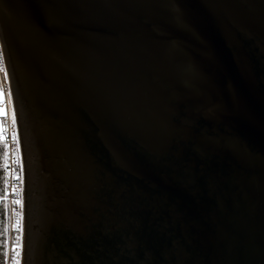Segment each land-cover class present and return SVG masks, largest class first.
<instances>
[{
    "label": "water",
    "instance_id": "obj_1",
    "mask_svg": "<svg viewBox=\"0 0 264 264\" xmlns=\"http://www.w3.org/2000/svg\"><path fill=\"white\" fill-rule=\"evenodd\" d=\"M20 264H264V0H0Z\"/></svg>",
    "mask_w": 264,
    "mask_h": 264
},
{
    "label": "trees",
    "instance_id": "obj_2",
    "mask_svg": "<svg viewBox=\"0 0 264 264\" xmlns=\"http://www.w3.org/2000/svg\"><path fill=\"white\" fill-rule=\"evenodd\" d=\"M0 101L2 95V81L0 78ZM5 117L0 111V130ZM7 149L6 141L0 138V264H20L21 257V196L17 197V206L13 207L7 198Z\"/></svg>",
    "mask_w": 264,
    "mask_h": 264
},
{
    "label": "built area",
    "instance_id": "obj_3",
    "mask_svg": "<svg viewBox=\"0 0 264 264\" xmlns=\"http://www.w3.org/2000/svg\"><path fill=\"white\" fill-rule=\"evenodd\" d=\"M0 78L2 81V95L0 110L4 112L5 122L0 130V138L6 141L7 149V198L12 208L17 206V197L21 196L22 207V158L18 123L15 108L10 93L9 82L5 67L2 45L0 41ZM12 264V262H9Z\"/></svg>",
    "mask_w": 264,
    "mask_h": 264
},
{
    "label": "rangeland",
    "instance_id": "obj_4",
    "mask_svg": "<svg viewBox=\"0 0 264 264\" xmlns=\"http://www.w3.org/2000/svg\"><path fill=\"white\" fill-rule=\"evenodd\" d=\"M1 111V110H0ZM3 112V111H2ZM3 114H4V112H3ZM21 234H22V232H21ZM22 239V238H21Z\"/></svg>",
    "mask_w": 264,
    "mask_h": 264
},
{
    "label": "crops",
    "instance_id": "obj_5",
    "mask_svg": "<svg viewBox=\"0 0 264 264\" xmlns=\"http://www.w3.org/2000/svg\"><path fill=\"white\" fill-rule=\"evenodd\" d=\"M1 97V96H0Z\"/></svg>",
    "mask_w": 264,
    "mask_h": 264
}]
</instances>
